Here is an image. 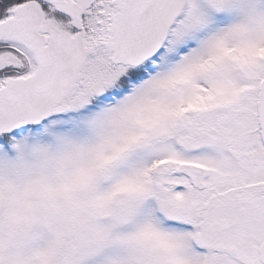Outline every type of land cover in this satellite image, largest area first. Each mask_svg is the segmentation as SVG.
Segmentation results:
<instances>
[{
  "label": "snow or ice",
  "instance_id": "obj_1",
  "mask_svg": "<svg viewBox=\"0 0 264 264\" xmlns=\"http://www.w3.org/2000/svg\"><path fill=\"white\" fill-rule=\"evenodd\" d=\"M0 264H264V0H0Z\"/></svg>",
  "mask_w": 264,
  "mask_h": 264
}]
</instances>
